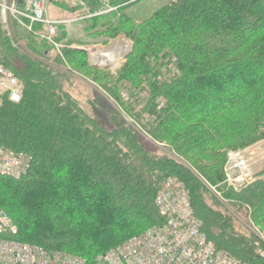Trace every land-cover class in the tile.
<instances>
[{"label":"trees","instance_id":"obj_1","mask_svg":"<svg viewBox=\"0 0 264 264\" xmlns=\"http://www.w3.org/2000/svg\"><path fill=\"white\" fill-rule=\"evenodd\" d=\"M118 14L109 16L115 26L95 22L90 30L123 35L132 50L116 74L93 68L101 73L94 77L127 117H144L142 129L176 157L148 150L117 116L106 126L87 114L65 89L61 58L50 64L49 52L31 45L19 53L0 27V62L22 87L19 104L2 100L0 146L28 155L25 175H0V208L17 225V239L94 264L164 223L156 199L176 177L216 247L262 263L259 238L239 232L229 208L264 230V163L240 192L225 185V170L230 151L264 141V0H170L143 20ZM64 56L72 66L89 65L83 51Z\"/></svg>","mask_w":264,"mask_h":264},{"label":"built area","instance_id":"obj_2","mask_svg":"<svg viewBox=\"0 0 264 264\" xmlns=\"http://www.w3.org/2000/svg\"><path fill=\"white\" fill-rule=\"evenodd\" d=\"M117 6L113 10H118ZM138 1V0H128ZM51 0H0V24L8 30L12 21L25 28V24L44 27L48 40L56 38L60 27L65 22L48 20V9ZM28 29V28H27ZM29 31L32 30L30 27ZM9 93V100L14 104L22 101V88L19 80L5 65L0 62V100ZM227 154L226 180L239 177L233 155ZM230 156V157H229ZM23 154L11 153L0 146V175L19 179L27 173V164ZM27 163V162H26ZM248 176H243L244 185L231 186L240 192L257 179L251 166ZM237 176V177H235ZM180 185L168 182L167 188L161 191L156 199L164 223L153 227L141 236L116 246L100 255L94 264H259L234 258L210 240L204 222L196 217L190 205V198L181 191ZM18 227L11 216L0 208V264H89L78 256L64 252L47 251L42 247L24 243L17 239ZM255 253L264 264V241L260 238L255 243Z\"/></svg>","mask_w":264,"mask_h":264},{"label":"rangeland","instance_id":"obj_3","mask_svg":"<svg viewBox=\"0 0 264 264\" xmlns=\"http://www.w3.org/2000/svg\"><path fill=\"white\" fill-rule=\"evenodd\" d=\"M168 1L170 0H123L121 4L118 3V10L111 11V9H114L117 6V4H113L111 0H51L48 9V20L56 23H66L65 26L59 28V34L56 38L51 40L46 38L44 27L41 25H31L26 23L25 28H23L19 24H15V21H12L8 30H4L1 26L0 27L5 34V37L10 39L13 48L17 49L19 53H26L28 45H31L30 47H34L38 52L48 51L51 56L50 64L54 63V59L57 58V56L60 57L63 63V70L67 74L65 77L66 81L64 82L65 89L78 100L79 104L87 114L97 118L98 121L106 126L112 125L111 117L115 118V116H117L115 118L116 121L123 120L125 123L133 126L134 129L140 133V140L145 144V147L148 150L157 153L158 155L167 153L176 157L175 153L173 151L171 152L169 144L153 141L151 135L142 129L141 125L142 121H144V117L134 120L131 117H127L126 114L119 109L112 95L103 88V82L100 83L95 79L94 76L101 73L92 70L93 68H96L107 70L112 75L116 74L126 63V56L130 53L133 46L132 42L125 36L118 35V33L112 34L114 31L107 30L98 35L93 29L90 30L92 24L95 25L96 22L97 27H101L106 22H111L113 23V26H115L117 24L116 19L111 20L109 16L119 13V19V15L122 11L133 15L138 20H143L145 17L161 8ZM93 4H95L96 7L93 6ZM92 6L96 9L93 10ZM99 18H102V20ZM30 27L32 28L31 31L28 30ZM39 42H44V45L42 46V43L40 44ZM67 49H77L85 52L87 55L89 70H87V66H72L64 56V52ZM1 51L2 53L4 52L3 48L0 46V53ZM98 55L100 56L98 57ZM15 63H17V61H15ZM19 64L20 63H18V65ZM8 95L9 93L4 94V97L0 100V106L4 98L9 100ZM145 123L148 124V122ZM240 151L239 159L237 158L238 155L232 156V158H236L234 167L236 170H239L240 175L239 177L235 176L237 178L232 177L231 179H228V183H225L228 188H231L233 185L238 187L244 185L243 176H248L249 172L247 169L249 166H251L254 172V177L259 174L260 170L263 168L264 141L250 148L241 149ZM177 157H179L182 162H186L180 156L177 155ZM27 158L28 155L25 154L23 159L25 164H27ZM192 169L205 183V178L194 168ZM257 178L260 177L257 176ZM167 181L175 186L178 184V179L176 177H171L170 179H167ZM179 187L183 194L190 198L189 192L185 190V187H183V185H180ZM210 190L216 195V197L221 198L216 187H210ZM205 197L209 203L215 204V201L212 202L209 195H206ZM229 210L231 215L233 214V216L236 217L234 226L239 232H242L249 237L255 236L256 238H261L264 241V230L254 224L247 213L236 214L235 209L229 208ZM192 211L195 214L194 210ZM222 211L226 212L224 208ZM196 217L199 218L198 216ZM141 233L145 234V232ZM137 235H139V233L135 234L125 242L137 237Z\"/></svg>","mask_w":264,"mask_h":264},{"label":"bare ground","instance_id":"obj_4","mask_svg":"<svg viewBox=\"0 0 264 264\" xmlns=\"http://www.w3.org/2000/svg\"><path fill=\"white\" fill-rule=\"evenodd\" d=\"M97 56V55H96ZM100 55H98V57H99Z\"/></svg>","mask_w":264,"mask_h":264}]
</instances>
